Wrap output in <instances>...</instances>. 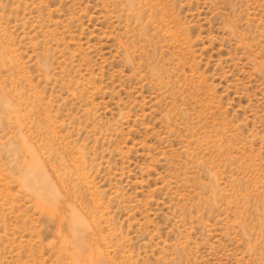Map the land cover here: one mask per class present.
Listing matches in <instances>:
<instances>
[{
  "label": "rangeland",
  "instance_id": "374dc122",
  "mask_svg": "<svg viewBox=\"0 0 264 264\" xmlns=\"http://www.w3.org/2000/svg\"><path fill=\"white\" fill-rule=\"evenodd\" d=\"M0 264H264V0H0Z\"/></svg>",
  "mask_w": 264,
  "mask_h": 264
},
{
  "label": "bare ground",
  "instance_id": "6f19581e",
  "mask_svg": "<svg viewBox=\"0 0 264 264\" xmlns=\"http://www.w3.org/2000/svg\"><path fill=\"white\" fill-rule=\"evenodd\" d=\"M39 167V166H38ZM40 168V167H39ZM41 171V170H40ZM39 179V178H38ZM39 185V184H38ZM48 185V184H47ZM42 186H43V184H42ZM48 187V186H47ZM54 193V192H53ZM56 193V192H55ZM46 194V193H45ZM82 222H83V220H82V218H79Z\"/></svg>",
  "mask_w": 264,
  "mask_h": 264
}]
</instances>
